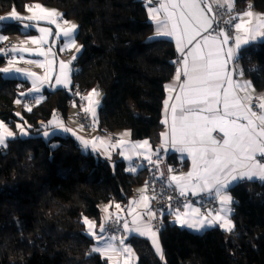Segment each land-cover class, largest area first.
<instances>
[{
    "label": "trees",
    "instance_id": "trees-1",
    "mask_svg": "<svg viewBox=\"0 0 264 264\" xmlns=\"http://www.w3.org/2000/svg\"><path fill=\"white\" fill-rule=\"evenodd\" d=\"M247 2L264 12V0ZM40 3L61 10L77 22V56L81 70L73 73L87 92L102 91L96 121L102 130H129L135 140L149 139L157 149L163 130L166 85L174 77L178 53L172 40L154 39L145 0H0V16L24 12ZM0 36L23 34L18 21L0 20ZM0 39V47L4 44ZM5 54L0 52V65ZM239 60L254 86L264 90V41L241 49ZM31 84L0 71V120L26 136L9 138L0 148V264H109L93 251L85 218L101 219V204L128 205L146 171L133 172L124 160H113L82 148L70 134L39 126L61 111L71 113V91L45 89L44 99L18 108ZM19 101V102H17ZM28 109H31L30 111ZM50 129L51 126H50ZM174 162L178 160L170 156ZM238 198L233 229L201 233L168 223L161 231L163 254L146 237H132L137 264H264V182L234 186Z\"/></svg>",
    "mask_w": 264,
    "mask_h": 264
},
{
    "label": "snow or ice",
    "instance_id": "snow-or-ice-1",
    "mask_svg": "<svg viewBox=\"0 0 264 264\" xmlns=\"http://www.w3.org/2000/svg\"><path fill=\"white\" fill-rule=\"evenodd\" d=\"M214 2L220 7L227 5L229 10L234 8V0H223V2L214 0ZM202 4H204V7L201 6ZM160 7L167 10L168 5L161 4ZM172 7H178L175 0H173ZM183 7L189 9V14L186 16L181 11L179 19L183 21L184 31L188 33L187 44H192L201 31L207 32L212 28L213 20L209 19L206 14V11L211 12L212 8L211 4L207 3V0H184ZM27 10L32 12L33 15L23 18L13 10L10 17H0V20L9 18L16 20H49L50 23L56 24L57 28H60L56 17L58 15L62 16V14L56 10H48L39 4H36L34 8L28 7ZM158 11L156 8L149 9L156 23L162 25L158 29L157 35L175 36L178 49L183 53L184 44L178 23L174 19L175 13L169 12L166 20L161 21L156 15ZM244 15L248 17L254 16L252 11H246ZM237 18L241 22L236 23L234 27L237 33L242 30L245 36L242 39L237 34L234 37V47H230L225 51L220 46L221 43L227 44L229 39L227 33L220 29V35L223 37L222 41L215 36L203 38V43L205 45L214 44V49L209 47L208 52L205 54L201 51V44L197 43L189 52V55L192 56V66L189 68V61L185 58L183 68L187 81L181 85V96L176 97V104L171 109L173 146L181 145L178 150L188 152L192 157V171L185 176L173 175L171 180L180 187L181 195L185 194L189 186L193 189V192L197 189L200 191H212L214 189L219 199L221 210L226 214L232 212L228 205L233 203V199L227 194L230 184L244 179L252 180L258 178L264 180V162L257 159L258 155L264 158V96L256 98L258 100L256 105L258 110L254 111L251 104L253 97L249 92V90L254 91L251 81H233L232 73L236 72L238 76H243V70L237 71L235 68L228 70L226 68L229 61L234 58L238 59L242 44H248L251 40H256L258 37H264V20L255 27H248L246 25L252 24L251 19L244 21L239 16ZM168 21H171V29L168 27ZM64 23L68 24V21L65 20ZM226 23H231V19L226 21ZM24 27H28V25H24ZM76 28V24H71L70 27L60 29L63 36L70 38L69 43L71 46H75V40L71 38L74 36ZM40 31L42 33L50 32L49 29L44 28H41ZM0 39H7V37L0 36ZM33 43H38V41L33 40ZM13 50L15 51L16 49ZM40 54L44 55V52L41 51ZM67 67L64 62H61L62 79H57L56 82L58 84L67 85L69 82L66 72ZM2 71L7 73L12 71V69L5 68ZM16 71L20 70L16 69ZM176 79H180L179 72H177ZM224 83L227 84V88L224 89L223 98L221 99L220 89ZM167 87L169 91L175 90L171 85ZM237 89L244 92L245 95L243 97L237 95ZM93 95H98L95 89L85 98L89 100L90 104L92 103ZM185 96L187 98L182 101V97ZM221 104L222 109L219 107ZM200 105H203V107H192ZM178 107L180 108L179 116L177 115ZM28 110L30 111L31 109ZM85 111L91 112L92 116L95 117L94 107L86 108ZM201 113L207 114L202 115ZM64 130L71 131L70 129ZM214 132L222 134L221 138L217 139L214 137ZM12 135L13 133L0 122V145L4 144L6 137H11ZM89 143L87 140L83 141L85 147ZM101 143H103L102 140ZM122 143L123 141H121ZM144 144H147V141ZM136 146L143 147L142 144ZM148 159L150 160V157ZM142 199L146 200L148 198L142 197ZM216 219L223 222L222 226L227 231H231L234 227L230 220L219 214L216 215ZM84 223L89 225L90 229L94 227L87 218H85ZM196 226L195 224L189 225V227ZM200 226L203 227V223ZM124 227L127 229V224ZM100 231L103 232L105 229L102 227ZM92 235H95V233L93 232ZM152 236L155 237V233H152ZM153 243L156 245L157 252H160L158 242L153 239ZM108 249H112V246L108 245L106 250ZM93 251L99 252L101 249L95 248ZM124 251L131 253L132 250L125 248Z\"/></svg>",
    "mask_w": 264,
    "mask_h": 264
},
{
    "label": "crops",
    "instance_id": "crops-1",
    "mask_svg": "<svg viewBox=\"0 0 264 264\" xmlns=\"http://www.w3.org/2000/svg\"><path fill=\"white\" fill-rule=\"evenodd\" d=\"M159 4H155L153 2H147V10L149 17L151 21L154 24V32H153V38L158 39V38H166L170 39L173 41L176 51L178 54H183V59H182V64L179 68H177L176 73L174 77L167 83L166 85V97H165V103H164V108H163V130L161 133V140L160 144L157 149H154L152 147L151 141L149 139H141V140H135L131 136V132L129 130H121V131H116L112 132L114 136L117 137V139H114L112 137V133L100 129L97 133L96 136H88L83 134L79 127L72 121L69 120L68 123L69 125L67 127H61V120L59 118H54L50 122L51 130L47 133V135H52L55 132L58 133H63V134H70L74 136L79 143L81 144L82 148L91 151L94 153L100 154L102 157L111 159L115 161V159H121L126 161L127 163L130 164L131 170L133 172H138L140 169L135 167L132 164V160L134 157L140 155L143 157H162L166 152L170 150L172 155L176 157L177 160H183L186 163V168L183 171L181 175L178 176H185L188 172L192 171V157L188 152H181L178 149L181 147V145L177 144L173 146L172 143V106L176 104V97L181 96V91L180 87L182 84H184L187 81V77L184 74V68H183V61L185 58L188 59L189 61V68L192 66V56L189 55V52L194 48L195 44L200 43L201 44V51H203L205 54L208 52L209 47H212L213 49L215 48L214 44H209L205 45L203 43V38L208 37V36H215L218 40L222 41L223 37L221 35H212L209 34L208 31L204 32L201 31L199 36H196V38L193 40L192 44H187V39H188V33L184 31V23L179 19L180 17V12L183 11L185 15L187 16L189 14V9L184 8V0H175V3L178 5L177 8L172 7L173 0H159ZM214 1V0H212ZM223 2V0H221ZM207 3H209V0H207ZM237 1L234 0V6H237ZM39 4L43 6L44 8L48 10H56L58 13L62 14L61 10L56 9L51 6H44L43 4L40 3H31L28 5V7H33ZM161 4H166L168 5L167 10L164 8H161ZM204 7V4L201 5ZM27 7V8H28ZM26 10L24 12H18L19 15L23 18L29 17L33 15L32 12ZM151 8H156L159 11L156 13L158 18L161 21H165L168 13L169 12H174L180 33L182 35V41L184 44V52L181 53L178 49L177 46V41L175 36H158L157 31L162 25H158L156 23V20L152 18V14H150L149 9ZM254 16L253 17H248L244 15V11L241 12L240 16L244 21H248L249 19L252 20L251 25H246L248 27H255L259 22L264 20V12L255 9L252 10ZM206 14L209 19L213 20V13L212 10L211 12H207ZM0 17H10L4 14L3 16ZM56 18L59 19V22L57 24L60 25V28H57L56 24H52L49 22V20H28V19H21V20H16L14 18H9L6 19L8 21H18L21 23L23 34H14V35H8V36H3L7 37V39L4 40V44L0 47V52L4 53L5 55L7 54V43L8 42H14V47L13 49H16L15 51L12 49V54L13 58L6 61L3 65H0L2 70L5 68H11L12 71L7 72L11 74H19V76H15L14 78H21L24 80H28L31 84L29 90H27L24 94H28L32 97H36L40 101L44 99V90L45 89H50V90H55L59 88H67L70 90V86L73 83V72L72 75H70L68 68L66 69L67 75H68V80L69 82L67 85L65 84H58L56 81L58 78H61V69H60V64L61 62H64L66 64V60L62 56V52L64 51H70L72 46L69 43L70 38L63 36L61 32V28H67L70 27L72 20H67L62 16H57ZM190 18V17H189ZM68 21V24H65L64 21ZM2 21V20H1ZM240 19L238 20L237 23H240ZM193 23H195L193 21ZM24 25H28V27H24ZM78 27V26H77ZM168 27L171 29L172 24L171 21H168ZM41 28L44 29H49V33H42L40 31ZM77 34V28L74 33V37H76ZM228 35V34H227ZM240 36L243 39L245 36V33L241 30L240 31ZM229 39L227 44L221 43V47L226 51L230 47H234V45H231L230 41V36L228 35ZM75 39V38H71ZM33 40L38 41V43H33ZM259 41H264V37H258L256 40H251L248 44H242L239 54L241 49H243L246 46H249L253 43L259 42ZM75 47L77 50V53L75 54L78 56L81 52V45L79 42L75 40ZM26 49V51H24ZM44 52V55H41L40 52ZM7 63V64H6ZM68 64V63H67ZM43 65V66H41ZM12 66V67H11ZM226 68L228 70H232L234 67L233 65V59L229 61L227 64ZM16 69H19L20 71H16ZM237 70H243L241 63L237 66ZM1 71V70H0ZM2 72V71H1ZM177 72L180 73V79H176ZM34 74V75H33ZM182 76L184 78L182 79ZM232 79L233 81H251L244 73L243 71V76H238L236 72L232 73ZM254 91L249 90L250 94L252 95L253 99L254 97H260L264 96V90L260 91L258 90L254 84L251 82ZM173 86L175 89L174 91H169L167 86ZM227 88V84L224 83L223 87L220 89L221 93V99L223 98V92L224 89ZM37 89H39L37 91ZM98 93V95H93L92 96V103L90 104L89 100H86V107L87 108H93L95 109V116L96 112L101 104L102 100V91L98 87H94ZM93 89L89 90L87 92V97L92 93ZM237 95L243 97L245 95L244 92L239 91L238 89L236 90ZM187 97H182V101L186 99ZM247 103V101H245ZM251 104H253V100L251 101ZM194 108L196 107H203V105L200 106H192ZM222 109V104L219 106ZM76 105L72 108L71 114L76 110ZM180 114V108H177V115L179 116ZM207 114V113H201ZM243 122V121H242ZM5 127L8 129H14L13 127H10L8 124H5ZM24 127V126H23ZM64 129H70L71 131H65ZM24 130H21L20 132L17 131L15 133V136L21 135ZM167 138H166V136ZM46 135V136H47ZM214 136V133H213ZM89 141L90 143L88 144L87 147L83 144V141ZM101 140L103 143H101ZM121 141L123 143L121 144ZM147 141V144H144V142ZM94 142V143H93ZM5 144V143H4ZM3 144V145H4ZM143 145V147H138L136 145ZM0 145V148L3 146ZM115 145V147H113ZM171 145V148H170ZM258 160H261V162H264V158H261L259 155L257 156ZM247 181H258V182H264V180H260L258 178H254L252 180H239L235 181L232 184H230L229 188L227 189V194L232 195L231 189L239 184H243ZM195 183V181H193ZM138 188V187H137ZM136 188V189H137ZM212 191L215 192L213 189ZM134 196L131 198L130 202L128 205H123L122 203L118 201H111L108 203H104L101 206V219L96 220L94 218H88L87 220L92 222L94 227L91 229L89 228V225L86 224V233L93 238L94 240V245L93 249L99 248L103 256L108 258L109 264H137L138 258L136 255V251H131V253H126L124 251L125 248H132V237L140 236V237H146L148 239H151L150 236L145 235V232H143V229H146L144 225L149 224L150 225V219L153 217L152 212L150 210V197L146 192L145 185L143 184V189L141 192H137L135 190ZM202 192H208L207 190L200 191L197 189L195 192H193V189L189 186L185 193H192V194H198ZM142 197H147L148 199H142ZM134 202V204H133ZM119 205V207H117ZM147 205V207H146ZM190 207H184L182 211H177L172 214V221H174L176 224H178L181 227L190 229L195 232H203L207 229H211L213 227H219L222 230H226L222 226V221L216 219V215L219 214L220 216L224 217L227 220H230L232 225H233V217H231L230 213L226 214L224 211L220 210L217 213H202L197 205H187ZM229 208H231V204L228 205ZM198 210V211H197ZM123 211V212H120ZM111 213H115L118 216L122 217L125 219L126 224H127V229L126 233L123 237V241L128 243V246H123L119 247L116 245L115 241L113 239L108 238L105 235V231L101 232L100 229L103 227L105 229V225L107 222V218ZM103 214H106V216L102 217ZM133 223H132V222ZM211 222V223H209ZM203 223V227L200 226V224ZM190 224H195L197 225L196 227H189ZM151 226V225H150ZM233 229V228H232ZM133 231V236L128 237L127 234L128 232ZM227 231V230H226ZM95 233V235H92V233ZM143 233V234H141ZM144 235V236H141ZM111 245L112 249H107V246ZM96 252V251H95Z\"/></svg>",
    "mask_w": 264,
    "mask_h": 264
},
{
    "label": "built area",
    "instance_id": "built-area-1",
    "mask_svg": "<svg viewBox=\"0 0 264 264\" xmlns=\"http://www.w3.org/2000/svg\"><path fill=\"white\" fill-rule=\"evenodd\" d=\"M146 2H153L159 4V0H145ZM211 4L212 13H213V25L212 28L208 30L209 34L220 35V29H223L225 33L230 36V43L234 45V37L239 34L237 33L234 25L238 22L241 12L252 11L256 9V6L252 2H247L244 7L239 8L234 6L231 10L225 5L224 7L218 6L214 1L209 0ZM231 19V23H226V21ZM218 22V23H217ZM7 54L5 60L8 61L13 58L12 49L14 47V42H8L7 45ZM62 56L65 59L69 60L70 66L72 67L73 73H78L81 68L78 65V58L73 59L70 57L68 51L62 52ZM183 54H178L174 60V65L176 68H179L182 64ZM240 64L239 56L238 59H233V65L237 70V66ZM238 71V70H237ZM184 76H182V79ZM71 103L76 105V110L68 116H65L63 112L59 111L56 113V117L61 120V127L68 126V120L71 118L73 122L78 124L80 128L86 134H93L100 130L96 117H93L91 112H86L87 108L86 100L87 91L79 84H74L71 88ZM257 97L253 99V110L257 111L256 105L258 104ZM40 100L36 97H32L28 94H25L22 98L21 105L23 107H31L39 104ZM38 124L41 128L46 130H51L49 122L44 119H39ZM110 132V131H108ZM112 133V132H110ZM222 134L214 132V137L220 139ZM114 139H117L113 135ZM171 148V145H170ZM169 149L166 154L162 157L154 156L143 157L136 156L132 160V164L146 171L145 178V188L146 192L150 197V210L154 213L153 217L150 219V225L158 231H162L168 223H174L172 221V214L177 211H182L187 205H197L202 213H217L221 210V205L219 199L216 196L214 191L202 192L198 194L185 193L184 195L180 194V187L171 180L173 175H181L186 168V163L183 160H178L174 162L171 159L172 153ZM233 203L231 204L232 212L230 213L231 217H234L237 214V203L238 198L232 194ZM126 221L124 218L118 216L115 213H111L107 218L105 225V235L113 239L117 246L123 247L128 246L129 244L123 241V237L126 233L124 225Z\"/></svg>",
    "mask_w": 264,
    "mask_h": 264
},
{
    "label": "rangeland",
    "instance_id": "rangeland-1",
    "mask_svg": "<svg viewBox=\"0 0 264 264\" xmlns=\"http://www.w3.org/2000/svg\"><path fill=\"white\" fill-rule=\"evenodd\" d=\"M44 6H46V5H44ZM55 8V7H54ZM57 9V8H56ZM257 9V8H256ZM13 10H15V9H13ZM13 10H11L10 12H8V13H6V15L7 16H10V14L12 13V11ZM17 13H18V11L17 10H15ZM19 14V13H18ZM9 20H12V19H9ZM56 20H57V22H59V19L58 18H56ZM3 22H12V21H8V20H2ZM69 23H71V24H76L77 25V22L75 21V20H72L71 22H69ZM70 24V25H71ZM1 26L3 25V23H1L0 24ZM78 26V25H77ZM78 28V27H77ZM73 38H75L74 40H76L77 41V39H76V37H74L73 36ZM78 42V41H77ZM259 42H262V41H259ZM76 43V42H75ZM69 52V55H70V57H77L75 54L77 53V50H76V47L75 46H72V48L70 49V51H68ZM75 53V54H74ZM65 59V58H64ZM67 62H66V65L68 66L67 68H68V70H69V73H70V75H72V67L70 66V63H69V60L68 59H65ZM68 63V64H67ZM7 64V63H6ZM12 67V66H11ZM0 70L2 71V68H1V66H0ZM2 73H3V75L4 76H6V77H15V76H19L20 77V75L19 74H11V73H6V72H3L2 71ZM71 87V86H70ZM22 106H21V104L20 105H18V108H19V111H20V108H21ZM69 120H72L71 118L69 119ZM68 120V121H69ZM73 121V120H72ZM0 122H2L3 124H4V126H5V123L3 122V121H1L0 120ZM75 123V122H74ZM76 124V123H75ZM68 125H69V123H68ZM78 127H79V129H80V131L83 133V134H85V135H88V136H96L97 135V133H93V134H91V135H89V134H86L81 128H80V126L78 125V124H76ZM24 123L23 122H20V123H18V125H17V128H14V129H8L9 131H11L12 133H13V135L11 136V137H6V139H5V142L4 143H6V141L9 139V138H12L14 135H15V133H17V131L18 132H20L21 130H24V132L23 133H21V135H24V136H26L27 135V133H28V130H27V128L24 126ZM80 141V140H79ZM113 164L115 165V162L113 161ZM142 189H143V185H141V186H139L136 190H137V192H141L142 191ZM136 193V192H135ZM104 203H102L101 204V206L103 205ZM133 204H134V202H133ZM120 212H123V211H120ZM104 216H106V214H103L102 215V217H104ZM132 222V221H131ZM133 223V222H132ZM145 226V228L146 229H143V232H145V235H148V236H150V238L151 239H149L150 240V242H151V244H152V246L154 247V249H155V251L157 252V250H156V245L153 243V239H155L157 242H158V244H159V248H160V252H157L159 255H162L163 254V244H162V240H161V236H160V231H158V230H156L154 227H152V226H150L149 224H146V225H144ZM152 233H155V237H153L152 236ZM127 236L128 237H131V236H133V231L130 233V232H128V234H127ZM141 236H144V235H141ZM131 250L132 251H136L135 250V247L134 246H132V248H131ZM136 253V255H137V258H138V254H137V252H135Z\"/></svg>",
    "mask_w": 264,
    "mask_h": 264
}]
</instances>
